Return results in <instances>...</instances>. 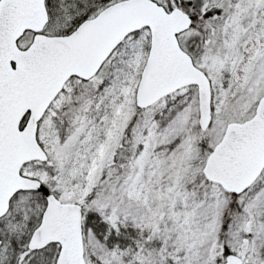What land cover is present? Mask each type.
I'll use <instances>...</instances> for the list:
<instances>
[{"label": "snow or ice", "instance_id": "6c2138e0", "mask_svg": "<svg viewBox=\"0 0 264 264\" xmlns=\"http://www.w3.org/2000/svg\"><path fill=\"white\" fill-rule=\"evenodd\" d=\"M0 264H264V0H0Z\"/></svg>", "mask_w": 264, "mask_h": 264}]
</instances>
